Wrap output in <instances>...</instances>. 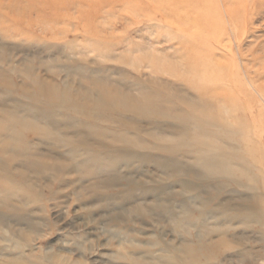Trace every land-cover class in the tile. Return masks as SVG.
Masks as SVG:
<instances>
[{
  "label": "rangeland",
  "instance_id": "1",
  "mask_svg": "<svg viewBox=\"0 0 264 264\" xmlns=\"http://www.w3.org/2000/svg\"><path fill=\"white\" fill-rule=\"evenodd\" d=\"M0 264H264V0H0Z\"/></svg>",
  "mask_w": 264,
  "mask_h": 264
}]
</instances>
